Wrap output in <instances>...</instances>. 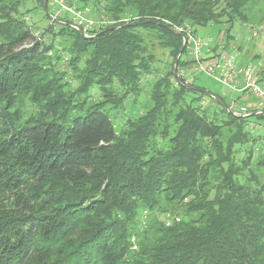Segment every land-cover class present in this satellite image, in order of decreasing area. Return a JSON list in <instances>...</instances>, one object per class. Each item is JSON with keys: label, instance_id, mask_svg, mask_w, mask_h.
<instances>
[{"label": "trees", "instance_id": "trees-1", "mask_svg": "<svg viewBox=\"0 0 264 264\" xmlns=\"http://www.w3.org/2000/svg\"><path fill=\"white\" fill-rule=\"evenodd\" d=\"M63 1L108 24L84 38L41 0H0V264H264L263 126L172 71L121 131L111 117L151 71L141 30L174 58L182 40L163 26L223 25L225 51L236 23L264 24V0ZM29 3L48 21L39 32ZM124 20L163 25L110 30ZM94 88L104 100L90 103Z\"/></svg>", "mask_w": 264, "mask_h": 264}, {"label": "rangeland", "instance_id": "rangeland-1", "mask_svg": "<svg viewBox=\"0 0 264 264\" xmlns=\"http://www.w3.org/2000/svg\"><path fill=\"white\" fill-rule=\"evenodd\" d=\"M35 7L36 6L34 3H29L26 5V9H27L28 13L25 14V19H26L29 26H32L36 32L37 31L39 32L40 30L44 29L48 25V21L43 17L42 12L40 10L38 11V9H36ZM33 8H35V9H33ZM257 8L258 9L255 10V16L257 18L263 17V19H264V2H262V4H259V6ZM51 9H52V7H51ZM56 10L57 9L54 10L55 12L53 11L54 14L57 15L55 17L61 18L63 16V13H60V12L58 13V12H56ZM85 10H86L85 12H81L83 14L82 16L85 19L87 18L88 12L91 14V16L96 17L97 13L95 10H92L90 5H88ZM80 11H82V10H80ZM87 19H90L92 21L96 20V18H87ZM245 25L246 24H242V23H236L234 25L233 30H231L232 36L234 37V41L229 44V47H231L232 44H235V46L239 49V51L243 52L245 54V56L246 55L251 56L253 54L254 49H256L258 54H260L262 56L264 53V40H263V38L260 37L259 39L257 38L256 40H253L250 42L246 41L244 38L245 32H246L245 31ZM251 26H258L257 21H253ZM198 29L199 28L196 29L195 34H197V35L200 34L202 36L207 35V36L211 37L212 39L216 40L217 43H223L224 42V33L223 32L225 30V26H223V25L222 26H216V27L210 26L209 28H206L204 30V32L201 30L199 31ZM217 31H221V32L218 33ZM86 33L90 35L89 32H86ZM87 34H86V36H88ZM139 35L141 36V38L144 42L143 45L146 47V50H147L146 58L147 59L149 58L151 71L141 75L142 81L140 83V86L142 87V91L139 95L136 96L137 98L134 100L132 97H130L126 100L124 107H122L118 110H115V111L114 110L111 111V117L114 121L115 129L117 132L121 131L124 128V126H126V122L128 119H131L132 117H135L136 115H139L140 113H142L144 111L145 106L149 104V94H150V90H151L152 85L154 84V82H156L157 80L162 78L165 74H168V73H170V71L173 70V61L176 57L175 56L174 58H172L170 56V53L168 52V50L164 49V47H161L159 41L156 38L155 33L151 32L149 30H141ZM62 43L66 45L67 40L66 39L63 40ZM246 48L248 51L246 50ZM186 52L187 53L185 55H183V54L181 55V57L179 59L180 61L181 60H184V61L191 60L188 49ZM151 57H152V59H151ZM49 65H51L54 72L63 71V69H64V65L60 64L56 61L54 62V59L50 60ZM80 67H83L82 64H80ZM178 72H180L179 76H181V75L186 76V79H187L186 82L187 83H193L194 86H196L198 88L205 89L206 91H209L214 96L222 97L223 100H225V103L227 105H229V103L231 101L230 97L232 95L229 94V95L225 96L226 90L222 86H219V84L217 82H215L211 78L207 77L206 74L204 75L200 72H195L192 68V64L179 66L177 63V73ZM68 78H69L68 82H69V80L70 81L72 80L71 86L73 87L74 80L70 76ZM74 85H76V84H74ZM71 86L69 85V88L72 89ZM89 96H90V103L104 100V98H103L104 96H103L102 92L96 88L90 90ZM73 101H75L77 103L82 102L81 99H78V96H74ZM202 105H203V107H206L207 104L205 101H203ZM29 108L32 111L37 109L35 106H31ZM236 110L239 111V109H237V108H236ZM250 122L255 123L252 126H250L252 129H255L254 133L259 131V128L261 126L264 127V121L263 120L250 118ZM168 140H169V137H163V139H159L158 141L160 143L164 141V144H166L168 142ZM263 183H264V181H263Z\"/></svg>", "mask_w": 264, "mask_h": 264}, {"label": "built area", "instance_id": "built-area-1", "mask_svg": "<svg viewBox=\"0 0 264 264\" xmlns=\"http://www.w3.org/2000/svg\"><path fill=\"white\" fill-rule=\"evenodd\" d=\"M50 6L52 11L57 9L58 13H63V15L67 13L71 22L81 27L85 33L98 31L100 27L108 24L103 20L85 19L81 11L66 5L63 0H50ZM124 22L130 21L124 20ZM173 31L186 38V51L188 49L191 58L188 61H191L193 70L206 74L207 77L235 96L232 104L228 106L236 116L241 117L264 110V61L262 60L263 56L257 54V50L254 49L255 52L251 56L246 55L245 57V54L240 52L235 44H232V51L229 53L208 58V50L213 42L211 37L197 35L189 26L174 27ZM245 31L244 38L248 42L260 37L264 40V24L245 25ZM222 46H220L221 50ZM181 76L187 80L185 75Z\"/></svg>", "mask_w": 264, "mask_h": 264}, {"label": "water", "instance_id": "water-1", "mask_svg": "<svg viewBox=\"0 0 264 264\" xmlns=\"http://www.w3.org/2000/svg\"><path fill=\"white\" fill-rule=\"evenodd\" d=\"M42 1V7H43V12H44V15L50 20V21H53L55 23H59V24H63V25H67L73 29H75L76 31L79 32V34L81 35V37H84V38H90L88 36H86V34L84 33L83 29L75 24H73L72 22L70 21H67L66 20H62V19H59L53 15H51V13L49 12V9H48V4H47V0H41ZM149 23H153V24H157V25H160L162 26L163 24L157 22V21H145V22H128V23H121V25H117V26H114L112 27L110 30H117V29H121V28H128V27H137V26H141V25H144V24H149ZM164 28H166L170 33L174 34V35H177L181 38L182 40V46H180L181 48L179 49L174 61H173V77L176 81V83L178 85H181L182 88H185V89H188V90H193L194 92H197V93H202L208 97H210L211 99L215 100L225 111L228 115H231V116H234L235 113H233V111L231 110V108L226 105L222 100H220L219 97L217 96H214L213 94H211L209 91H206L205 89H202V88H198L196 86H191V85H183L180 80H179V74L177 73V63L181 57V55L183 54V52L186 50V46H187V43H186V38L179 34V33H176L175 31H173L172 29H170L169 27L167 26H163ZM259 114H264V110L262 111H258V112H253V113H250L248 115H244V116H241L243 118H252L256 115H259ZM236 116V115H235ZM237 117H240V116H237Z\"/></svg>", "mask_w": 264, "mask_h": 264}, {"label": "crops", "instance_id": "crops-1", "mask_svg": "<svg viewBox=\"0 0 264 264\" xmlns=\"http://www.w3.org/2000/svg\"><path fill=\"white\" fill-rule=\"evenodd\" d=\"M199 31L201 30V31H203V29H198ZM204 32V31H203ZM221 45H225V43L223 42V43H217V41L216 40H214L213 39V42H212V44L210 45V47H209V50H208V54H207V56H208V58H213V57H218V56H220L221 54H223V53H229L230 51H232L231 50V47H228V49L227 50H225V51H222L221 49H220V46ZM214 48H216V49H214ZM256 50V49H255ZM255 50L253 51V52H255ZM257 54H258V52H257ZM258 55H260V54H258ZM263 61H264V53H263ZM246 57V56H245ZM262 58V57H261ZM232 95L231 97H230V99H231V101H230V103H229V105H231L232 104V101L234 100V98H235V96L233 97V94H231V93H229L228 91H226V94H225V96H227V95Z\"/></svg>", "mask_w": 264, "mask_h": 264}]
</instances>
